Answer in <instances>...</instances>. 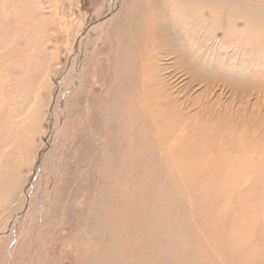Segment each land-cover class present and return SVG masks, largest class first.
I'll return each instance as SVG.
<instances>
[{
    "label": "bare ground",
    "instance_id": "1",
    "mask_svg": "<svg viewBox=\"0 0 264 264\" xmlns=\"http://www.w3.org/2000/svg\"><path fill=\"white\" fill-rule=\"evenodd\" d=\"M132 1V15L122 27L111 28L114 37L108 36L114 56L108 98L100 103L102 110L93 105L85 129L90 154L84 156L95 178L81 212L77 263L264 264V198L257 196L252 206L242 191L249 183H264V178L258 181L264 169L263 138L251 130L255 111L241 136L236 118L226 124L222 114H213L218 87L235 96L249 99L255 92L261 98L264 82L255 75L245 82L232 80L214 67L209 73L203 69L208 58L202 51L214 41L262 53L264 0H168L175 18L171 27L155 16L166 8L158 7L159 0L145 2L141 15L139 0ZM9 7V0H0V46L12 26L4 17ZM205 48L210 52V45ZM8 55L2 48L1 74ZM161 57H170V62L160 65ZM83 76L72 95L85 90ZM196 85H203L205 92L195 103L188 92ZM199 105L210 106L201 111ZM0 127L6 132L1 120ZM97 134L104 136L103 145L93 141ZM237 242L244 243L240 251ZM19 245L23 259L29 241ZM242 249L249 257L243 261ZM250 255L257 260L250 261Z\"/></svg>",
    "mask_w": 264,
    "mask_h": 264
},
{
    "label": "rangeland",
    "instance_id": "2",
    "mask_svg": "<svg viewBox=\"0 0 264 264\" xmlns=\"http://www.w3.org/2000/svg\"><path fill=\"white\" fill-rule=\"evenodd\" d=\"M9 1L10 7L4 17L12 26L6 42L0 46V54L2 48L9 54L8 61L2 64V74L0 72V86L5 84L0 87V120L6 131L0 127V264H78L77 236L84 220L81 212L89 201L86 196L95 178V170L84 156L89 152L85 149L88 141L85 129L93 115V107L102 110L100 103L103 105L108 98V81L112 78L110 66L114 59L113 44L108 42V36L116 35L110 34V30L123 26L124 18L132 15L134 3L132 0L127 4L122 0ZM148 1L139 0L136 4L138 15L145 11ZM159 2L160 9L166 8L159 9L155 16L160 15L163 26L171 27L175 18L170 13L169 1ZM3 13L0 8V15ZM165 18L169 21L165 22ZM207 45L211 46L210 52L206 51ZM205 46L202 49L208 58L204 60L205 71L211 72L214 67L221 76L230 74L232 80L245 82L255 75V79L261 77L264 82V51L245 50L243 45V48L233 44L222 46L214 41ZM169 62L170 57L159 58L160 65ZM82 72L85 90L74 96ZM225 90L218 87L213 94L216 102L213 114H222L221 120L226 124L236 118L237 134L241 136L251 118L249 114L255 111L251 130L258 131L264 139V97L261 99L258 97L261 95L253 92L249 101L241 93L235 96ZM204 92L203 85H196L190 87L188 93L195 102L194 99ZM204 106L199 105V110L204 111L210 105ZM93 141L103 145L106 140L97 134ZM9 151L14 158L8 156ZM248 174L250 176V172ZM258 178L262 183L264 169ZM262 184L249 183L242 190L248 195V202L251 198L252 206L257 196L264 198ZM235 222L232 226L238 223ZM258 230L260 228L256 233ZM24 239L29 241V248L28 255L22 259L19 244ZM243 244L237 246L239 251ZM243 250L241 261L247 258ZM250 257V261L257 260L254 255Z\"/></svg>",
    "mask_w": 264,
    "mask_h": 264
}]
</instances>
